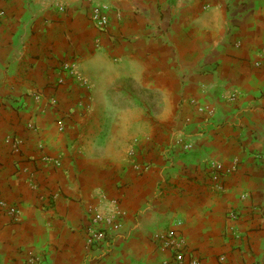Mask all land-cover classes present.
<instances>
[{
    "label": "crops",
    "instance_id": "crops-1",
    "mask_svg": "<svg viewBox=\"0 0 264 264\" xmlns=\"http://www.w3.org/2000/svg\"><path fill=\"white\" fill-rule=\"evenodd\" d=\"M1 13L0 199L19 214L0 211V264H161L171 230L202 264H264V0H0ZM211 161L237 165L222 190ZM98 212L121 229L89 245Z\"/></svg>",
    "mask_w": 264,
    "mask_h": 264
},
{
    "label": "built area",
    "instance_id": "built-area-1",
    "mask_svg": "<svg viewBox=\"0 0 264 264\" xmlns=\"http://www.w3.org/2000/svg\"><path fill=\"white\" fill-rule=\"evenodd\" d=\"M65 8L61 7L60 10L64 11ZM110 12L107 7H95L91 10L90 13V20L101 32H105L110 25ZM0 15H3L2 13ZM62 73L74 78L77 82L82 84L83 86L88 85L87 81L80 75L77 71V64L74 61L66 60L62 63ZM66 83V78L64 76H61L57 84L58 85H64ZM36 100H40L41 95L35 97ZM236 97L233 95L231 97V100H235ZM194 105L197 103L195 101L192 102ZM54 105H56L55 102H53ZM197 106V105H196ZM199 112L201 113H207L209 116H212L214 114L213 109H207L204 107H199ZM60 130H63V127L60 128ZM137 141H135L134 147L130 150V157L133 159L132 162V168L137 173H145L147 170L150 169L149 164H142L135 161V157L137 154L135 146L137 145ZM179 143V142H178ZM191 146H185V149H189ZM44 161L46 162H52V160L48 157L44 158ZM56 165L59 166L58 161H53ZM210 165V171L212 178L214 181L219 183L220 189L222 190V179L224 175H231L237 170V165L232 164L230 167H226L222 163H217L211 161L209 163ZM0 211L5 212L10 217L16 219L19 214V209L16 205H8V203L2 199H0ZM118 214V213H117ZM114 215V216H104L102 213L98 212L94 219L93 223L88 227L87 231V243L89 245H93L96 242H100L101 240H106L107 237L111 236L112 234L118 232L121 229V223L114 221L118 217L121 218V215ZM230 219L236 220L238 219V214L235 212H232L230 214ZM102 223H105L104 228H100V225ZM236 233V232H234ZM236 235V234H235ZM237 237V236H236ZM156 242L159 245V248L164 251H170L173 254V260L171 262H163L161 264H202V261L197 256H190L189 255V249L187 248L183 237L180 235V233L177 230H171L164 234H161L156 237ZM40 262V259L38 257H31L28 260L27 264H38Z\"/></svg>",
    "mask_w": 264,
    "mask_h": 264
}]
</instances>
